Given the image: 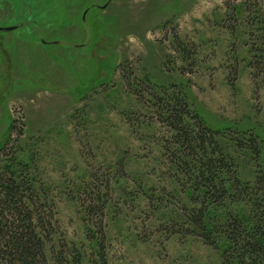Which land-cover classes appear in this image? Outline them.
<instances>
[{"label":"rangeland","instance_id":"1","mask_svg":"<svg viewBox=\"0 0 264 264\" xmlns=\"http://www.w3.org/2000/svg\"><path fill=\"white\" fill-rule=\"evenodd\" d=\"M12 27L0 31V148L29 166L59 222L49 263L65 243L81 264H223L188 233L199 204L158 108L184 95L255 182L264 0H0V28ZM224 206L216 216H250Z\"/></svg>","mask_w":264,"mask_h":264},{"label":"trees","instance_id":"2","mask_svg":"<svg viewBox=\"0 0 264 264\" xmlns=\"http://www.w3.org/2000/svg\"><path fill=\"white\" fill-rule=\"evenodd\" d=\"M178 97L159 105L158 116L167 129L168 145L174 146L172 163L188 179L199 204L185 209L188 233L219 249L223 264H264V172L252 184L241 182L238 166L218 142L219 132L205 124L184 95ZM7 145L0 148V264H50L48 248L59 222L39 196L29 166L17 163ZM249 149L259 155L257 139ZM227 202L248 206L249 218L232 212L216 216ZM85 210L91 215L95 206L91 203ZM103 212L99 206L100 230ZM66 247L64 243L56 264H81L77 251L67 258Z\"/></svg>","mask_w":264,"mask_h":264},{"label":"water","instance_id":"3","mask_svg":"<svg viewBox=\"0 0 264 264\" xmlns=\"http://www.w3.org/2000/svg\"><path fill=\"white\" fill-rule=\"evenodd\" d=\"M14 29H15L14 27H12V28H0V31H12Z\"/></svg>","mask_w":264,"mask_h":264}]
</instances>
